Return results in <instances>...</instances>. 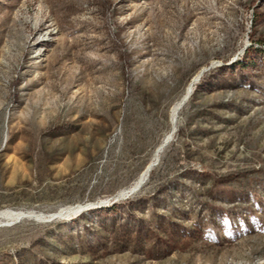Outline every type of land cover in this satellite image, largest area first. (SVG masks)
I'll return each mask as SVG.
<instances>
[{"label": "rangeland", "instance_id": "1", "mask_svg": "<svg viewBox=\"0 0 264 264\" xmlns=\"http://www.w3.org/2000/svg\"><path fill=\"white\" fill-rule=\"evenodd\" d=\"M65 208L0 264H264V0H0V211Z\"/></svg>", "mask_w": 264, "mask_h": 264}, {"label": "bare ground", "instance_id": "2", "mask_svg": "<svg viewBox=\"0 0 264 264\" xmlns=\"http://www.w3.org/2000/svg\"><path fill=\"white\" fill-rule=\"evenodd\" d=\"M206 69L207 68H205L203 70V72ZM199 76H200V74H197L196 76H194V78L191 79V81L189 82V84H188L184 94L182 95V97L178 101H176L175 104L171 108V122L173 125L171 133L165 138L164 142L156 148L152 160L148 163V165L145 167L143 172L139 175L137 180L131 185L129 190L123 191L122 194H125V195L132 194L133 192L137 191L147 180L151 169L153 168V166H155L158 163L162 150L168 144L171 137L173 136V134L175 132L178 114H179L181 108L186 104L188 98L190 97L193 86L198 81ZM71 210L73 211V209H71V208H65V210H62V211L60 210L61 212L58 211L57 213H53V214H50L47 216H44V215H36L35 216V215H31V214L25 213V212H20V213L15 212L14 213L13 211H0V218H4V219L16 218V219H18V218H23V217H35L37 219L39 218L42 220V218H46V217H48V218L62 217L64 214L70 213Z\"/></svg>", "mask_w": 264, "mask_h": 264}, {"label": "trees", "instance_id": "3", "mask_svg": "<svg viewBox=\"0 0 264 264\" xmlns=\"http://www.w3.org/2000/svg\"><path fill=\"white\" fill-rule=\"evenodd\" d=\"M206 70H207V69H206ZM206 70H205V71H206ZM205 71H204V72H205ZM192 90H193V89H192ZM191 93H192V92H191ZM191 95H192V94H190V97H191ZM190 97L188 98V100L190 99ZM188 100H187V102H188ZM187 102H186V103H187ZM175 132H176V131H175ZM174 134H175V133H174ZM162 141H163V140H162ZM160 144H161V143H160ZM160 144H159V145H160ZM166 146H167V145H166ZM166 146H165V147H166ZM165 147H164V149H165ZM164 149H163V151H164ZM163 151H162V153H163ZM160 156H161V155H160ZM157 164H158V163H157ZM157 164H156V165H157ZM147 165H148V164H147ZM156 165H155V166H156ZM155 166H153V168L151 169L150 173L152 172V170L154 169ZM150 173H149V175H150ZM146 181H147V180H146ZM146 181H145V183H144L142 186H144V185L146 184ZM142 186H141V187H142ZM141 187H140V188H141ZM128 188H129V187H128ZM140 188H139V189H140ZM139 189H138V190H139ZM138 190H137V191H138ZM137 191H135V192H137ZM135 192H133V193H135ZM133 193H132V194H133ZM132 194H130V195H132ZM130 195H128V196H124V197H121V198L129 197Z\"/></svg>", "mask_w": 264, "mask_h": 264}]
</instances>
